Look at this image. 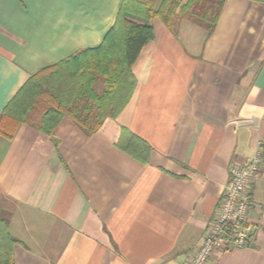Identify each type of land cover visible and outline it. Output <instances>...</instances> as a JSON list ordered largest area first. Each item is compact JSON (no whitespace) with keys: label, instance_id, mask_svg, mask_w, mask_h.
Masks as SVG:
<instances>
[{"label":"crops","instance_id":"1","mask_svg":"<svg viewBox=\"0 0 264 264\" xmlns=\"http://www.w3.org/2000/svg\"><path fill=\"white\" fill-rule=\"evenodd\" d=\"M124 1L0 0V115L29 77L99 47ZM151 26L130 99L93 135L68 118L50 135L25 123L0 134L14 264H186L229 169L257 148L247 242L206 264H264V0H224L211 32Z\"/></svg>","mask_w":264,"mask_h":264},{"label":"trees","instance_id":"2","mask_svg":"<svg viewBox=\"0 0 264 264\" xmlns=\"http://www.w3.org/2000/svg\"><path fill=\"white\" fill-rule=\"evenodd\" d=\"M223 3L224 0H162L155 10L154 0H125L99 47L78 52L28 78L2 111L0 134L11 138L16 126L25 123L50 135L63 118H68L85 135H93L130 99L135 87L131 68L154 37L152 19L159 17L174 33L184 19L211 32ZM131 7L143 16L130 14ZM97 84L101 93L96 90ZM141 144V149L146 147ZM9 219L0 203V264H14L12 249L16 239L8 232Z\"/></svg>","mask_w":264,"mask_h":264},{"label":"built area","instance_id":"3","mask_svg":"<svg viewBox=\"0 0 264 264\" xmlns=\"http://www.w3.org/2000/svg\"><path fill=\"white\" fill-rule=\"evenodd\" d=\"M260 157L261 151L257 148L247 163L229 169V176L214 217L202 243L186 264H206L214 253L245 246L248 239L249 187L258 169Z\"/></svg>","mask_w":264,"mask_h":264},{"label":"rangeland","instance_id":"4","mask_svg":"<svg viewBox=\"0 0 264 264\" xmlns=\"http://www.w3.org/2000/svg\"><path fill=\"white\" fill-rule=\"evenodd\" d=\"M143 3V2H142ZM160 7V6H159ZM159 9V8H158Z\"/></svg>","mask_w":264,"mask_h":264}]
</instances>
